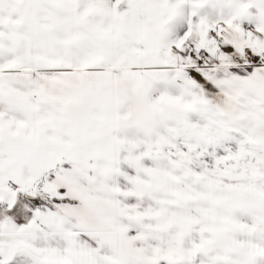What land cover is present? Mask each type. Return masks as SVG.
Masks as SVG:
<instances>
[{
  "label": "snow or ice",
  "instance_id": "1",
  "mask_svg": "<svg viewBox=\"0 0 264 264\" xmlns=\"http://www.w3.org/2000/svg\"><path fill=\"white\" fill-rule=\"evenodd\" d=\"M0 264H264V0H0Z\"/></svg>",
  "mask_w": 264,
  "mask_h": 264
}]
</instances>
